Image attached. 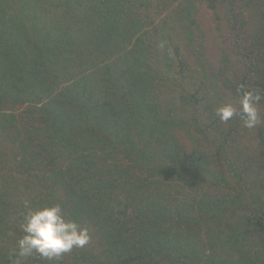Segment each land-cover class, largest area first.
<instances>
[{"label":"trees","instance_id":"obj_1","mask_svg":"<svg viewBox=\"0 0 264 264\" xmlns=\"http://www.w3.org/2000/svg\"><path fill=\"white\" fill-rule=\"evenodd\" d=\"M25 202L91 241L21 264H264V0H0V264Z\"/></svg>","mask_w":264,"mask_h":264},{"label":"clouds","instance_id":"obj_2","mask_svg":"<svg viewBox=\"0 0 264 264\" xmlns=\"http://www.w3.org/2000/svg\"><path fill=\"white\" fill-rule=\"evenodd\" d=\"M239 110L231 103L216 109V116L221 122H228L239 115L243 127L254 129L261 122L257 104L262 99L259 93L238 89ZM26 214L20 225L24 233L16 240L14 264H21L19 258L31 256L33 253L52 261L70 253L74 248H84L91 241L89 229L81 226L67 214L59 203L33 209L25 202Z\"/></svg>","mask_w":264,"mask_h":264}]
</instances>
